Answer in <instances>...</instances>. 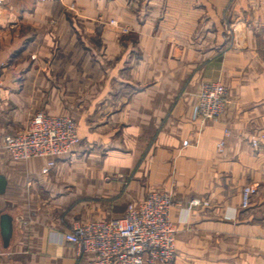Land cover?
Instances as JSON below:
<instances>
[{"label":"crops","instance_id":"0c3cea01","mask_svg":"<svg viewBox=\"0 0 264 264\" xmlns=\"http://www.w3.org/2000/svg\"><path fill=\"white\" fill-rule=\"evenodd\" d=\"M1 1L0 139L46 111L71 117L84 145L48 173L50 159L15 161L0 148V264H88L92 254L54 235L121 218L72 208L114 189L108 174L133 176L134 201L174 196L176 264H264V0ZM203 82L228 90L219 122L194 116ZM88 149V162H70Z\"/></svg>","mask_w":264,"mask_h":264},{"label":"built area","instance_id":"2783aa9c","mask_svg":"<svg viewBox=\"0 0 264 264\" xmlns=\"http://www.w3.org/2000/svg\"><path fill=\"white\" fill-rule=\"evenodd\" d=\"M111 24L120 28L116 21ZM121 30L124 34L130 32L124 26ZM5 69L6 66L0 63V87ZM228 105V90L223 84L203 82L195 94L194 116L202 123H216L226 113ZM80 144L78 125L71 117L46 111L35 114L15 135L0 139V148L8 151L15 161L50 159L44 173H48L61 158L72 155ZM188 145V141L184 142V146ZM252 145L258 147L259 140H253ZM224 147L222 141L219 151L223 152ZM257 193L258 188L254 185L243 189L244 208L251 205ZM198 204L199 201H193L191 206ZM174 206L173 195L152 191L144 200L130 203L121 218L79 222L68 233L54 236L62 243L73 244L80 257L92 254L94 258L88 264H176L177 229L171 220Z\"/></svg>","mask_w":264,"mask_h":264},{"label":"rangeland","instance_id":"374dc122","mask_svg":"<svg viewBox=\"0 0 264 264\" xmlns=\"http://www.w3.org/2000/svg\"><path fill=\"white\" fill-rule=\"evenodd\" d=\"M120 26V30H121ZM121 33L124 34L121 30ZM128 34V33H126ZM32 118V117H31ZM30 120V119H29ZM81 145H84V141L82 140ZM92 151H87L83 153H80V155H75V157H71L70 162H88L90 158L92 157L91 154ZM109 152V150H98V153L96 156L98 157H104L106 156V153ZM93 158V157H92ZM143 160V159H142ZM142 165V164H140ZM108 179V182H114L113 184H117V186H113L114 189H106L103 193L95 194L94 196L82 198L75 202L72 206V208H75L77 206L83 208H95L97 206L103 208L104 210H111L116 214H119L120 217H123L127 211V208L130 203L134 202L133 198L130 196L129 190L131 183L133 181V176L129 177L126 175H119V174H108L106 176ZM114 191V192H112ZM79 223V221H76L74 224ZM73 224V225H74ZM72 225V226H73ZM71 226V228H72Z\"/></svg>","mask_w":264,"mask_h":264},{"label":"water","instance_id":"95a60500","mask_svg":"<svg viewBox=\"0 0 264 264\" xmlns=\"http://www.w3.org/2000/svg\"><path fill=\"white\" fill-rule=\"evenodd\" d=\"M6 181L3 177L0 176V192H3L5 189ZM14 218L9 214H3L1 216V231L4 243L8 246L13 238L14 234Z\"/></svg>","mask_w":264,"mask_h":264}]
</instances>
